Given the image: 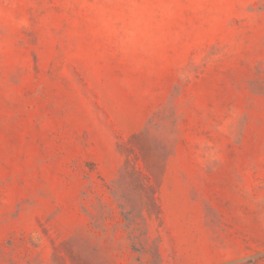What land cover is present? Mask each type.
<instances>
[{
  "label": "rangeland",
  "instance_id": "374dc122",
  "mask_svg": "<svg viewBox=\"0 0 264 264\" xmlns=\"http://www.w3.org/2000/svg\"><path fill=\"white\" fill-rule=\"evenodd\" d=\"M0 264H264V0H0Z\"/></svg>",
  "mask_w": 264,
  "mask_h": 264
}]
</instances>
